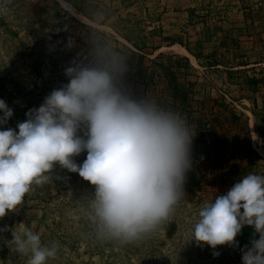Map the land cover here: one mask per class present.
<instances>
[{
    "label": "clouds",
    "instance_id": "clouds-1",
    "mask_svg": "<svg viewBox=\"0 0 264 264\" xmlns=\"http://www.w3.org/2000/svg\"><path fill=\"white\" fill-rule=\"evenodd\" d=\"M66 47H76L72 36ZM64 73L68 82L29 109L16 128L3 127L13 109L0 99V219L59 165L94 186L85 214L100 238L127 243L155 231L185 193L193 166L190 126L142 90L125 53L78 54ZM199 217L193 241L213 249L236 245L242 228L252 226L259 238L242 249V264H264V175H243ZM11 241L30 254L28 264H47L57 255L55 243L42 244L29 229L15 227Z\"/></svg>",
    "mask_w": 264,
    "mask_h": 264
},
{
    "label": "rangeland",
    "instance_id": "rangeland-1",
    "mask_svg": "<svg viewBox=\"0 0 264 264\" xmlns=\"http://www.w3.org/2000/svg\"><path fill=\"white\" fill-rule=\"evenodd\" d=\"M63 1L75 16H70L67 30L61 33L49 27L43 18L40 8L43 7L44 0H0V99L13 111L26 117L25 113L33 107H38L53 89L67 83L64 69L78 54L82 56L94 51L110 50L127 54L129 60L131 52H135V49L148 55V61L142 60L145 68L142 70L143 74H134L142 90L161 106L169 96L174 102L184 101V95H175L174 92L171 93L174 90L166 86L167 74L164 68L171 70L170 60L166 59L172 55L171 50L164 49L157 55V44L163 42L158 39L159 13L118 14L119 8L111 6L105 9L97 0ZM197 2L203 7L210 6L211 3L208 0ZM242 6L245 13L264 10V0H244ZM55 7L56 3L52 0L50 9ZM230 7L232 6L229 5L225 18L229 24H233L236 18ZM93 11L106 13L105 18L100 15L94 17L96 24L104 26L99 31L86 26L92 24L83 17ZM206 18L195 16L191 17V21H205ZM81 21L87 24L84 25ZM243 24L248 29L243 34L242 48H219L217 56H204L203 62L206 66H213L217 64V60H221L228 73H233V76L238 73L234 79H243L241 83L246 91L243 103L257 118L258 129L255 134L247 132V119L241 117L242 135L239 142L244 145L247 157L257 158L264 171V31L263 36L257 35L251 40L249 33L253 34L254 31L251 18L248 17ZM232 35L234 38L235 32ZM69 36L76 41V47L72 49L66 47ZM90 37L99 38L100 41ZM165 44L163 43V46ZM162 53L164 57L161 58ZM136 54L139 57L135 58H140L141 54ZM155 57L161 59L156 61ZM255 63L259 64L252 67ZM235 66L243 68L234 70ZM204 71L209 74L213 70ZM212 95L211 98H216ZM196 101L199 99L194 95L192 104L195 105ZM214 102V106L222 105L217 98ZM197 113L180 112L181 115H188L189 121L193 123L190 129L194 139L199 138V134H196L199 120L202 121L204 130L205 126L209 129L216 123L217 132H222L218 126L223 120L222 113H208L199 119L196 118L199 117ZM203 143L201 141L202 145ZM192 145L203 149V146L197 143ZM85 157L86 153H82L76 160L79 163ZM196 163L198 162H193L192 169L187 173L185 193L170 218L155 231L127 243L102 239L97 235L85 214L91 194L95 190L94 186L83 180L78 173L68 172L56 165L49 181L37 184V196L43 210L41 229H38L37 233L40 234L42 244L57 245V255L49 258L47 264H232L235 245H221L213 249L210 245L193 241L192 230L200 219L201 208L214 202L219 194H223L221 175L216 176L211 172L201 176ZM11 214L13 212L0 219V228H7L0 232V264H28L30 254L16 251L11 241L12 230L15 229L12 222L15 217Z\"/></svg>",
    "mask_w": 264,
    "mask_h": 264
},
{
    "label": "crops",
    "instance_id": "crops-1",
    "mask_svg": "<svg viewBox=\"0 0 264 264\" xmlns=\"http://www.w3.org/2000/svg\"><path fill=\"white\" fill-rule=\"evenodd\" d=\"M44 1L40 11L47 25L61 33L66 31L68 20L73 15L71 9L63 4V0H54L57 6L54 9H50L52 0ZM97 1H100L105 6V9L116 6L119 8L118 14L139 13L150 15L151 12L159 13L158 28L160 30V36L158 39L163 42L157 44V48H159L157 55L164 49L171 50L172 52L170 57H166L167 60H170L171 70L164 68V72L167 74L166 86L174 90L171 93L174 92L175 95L177 93L184 95V101L182 103L174 102L173 98L169 96L167 101L162 102L163 107L179 113L198 112L199 117H196L198 119L204 118L208 113H222L223 120L218 125L222 132H217L218 127L216 123L213 127L210 126L209 129L205 126L204 130L202 121H198L199 125L197 126L198 131L196 134H199V138L193 139V144L197 143V145H202L201 141H203L204 145H202V150L192 145V160L193 162H198L196 166L199 169V175H209L211 172L216 176L220 174V178L222 179L220 184L223 194L227 193L243 175L250 172L264 175L263 168L259 166L257 158L247 157L244 145L239 142L242 135L240 132L241 117H246L247 119V132L255 134L258 129L257 118L252 110H247V107L245 108L246 105L243 103L246 94L244 84L241 83L243 79L239 77L234 79L238 73L234 76L233 73H228L227 67L223 66L221 60L216 59L217 64L213 66H206V63L203 62L204 56H217V50L219 48L233 47L235 50L242 48L243 34L248 29V27H244L243 23L248 17L251 18V24L254 28L253 34L249 33V36H251L250 39L252 40L257 35L263 36L264 10L258 9L245 13L242 6L244 0H208L211 2L210 6L204 7L197 0ZM66 4L70 7L68 3ZM229 5L232 6L230 10H233L232 14L236 18L233 24H229L227 18H225ZM96 15L105 18L106 13L101 11L89 12L83 17L89 20L92 25H86L87 23L84 21L81 22L86 26H90L93 30L99 31L104 26L102 24H96L94 20ZM195 16L207 17L208 19L206 18L205 21L197 22L191 21V17ZM212 16L214 17L212 18ZM200 19L202 20L203 18ZM228 25L230 26L228 27ZM233 32H235L234 38H232ZM90 38L100 41L96 37ZM163 43H166L165 46H163ZM136 53L141 54L140 58H135L139 57ZM236 53L238 52L236 51ZM239 53L242 54L241 51ZM131 55L129 62L133 67L134 74L138 72L143 74L142 70L145 68H143L142 60L148 61L149 59L147 57L149 56L142 54L136 49L135 52H131ZM162 57H164L163 53L161 55ZM155 58L156 61L161 59L158 57ZM235 64L237 65V63ZM258 64H252V67ZM241 68L243 67L235 66L234 70H241ZM204 69L213 71L206 74ZM168 73H171V75L169 76ZM194 95L199 99V101L194 102L195 105L192 104ZM211 95L215 96L222 105L214 106V99L216 98H211ZM165 96L164 99H166ZM182 116L191 128L193 123L191 124L189 121L188 115ZM26 118L24 115L13 111V117L3 127L16 128V124L24 121ZM248 135L250 138V134ZM37 193L38 185L33 184L30 191L25 195L23 202L11 214L12 217H15V220L12 222L17 231L22 232L25 229H29L37 232L38 229H41L43 210ZM10 213L12 211L6 216H9ZM253 238L258 239L259 234L255 232L252 226L245 225L236 238L238 243L235 245V258L232 264H242V249L246 245L250 246Z\"/></svg>",
    "mask_w": 264,
    "mask_h": 264
}]
</instances>
